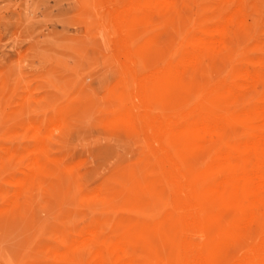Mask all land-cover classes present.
I'll list each match as a JSON object with an SVG mask.
<instances>
[{"label":"rangeland","instance_id":"374dc122","mask_svg":"<svg viewBox=\"0 0 264 264\" xmlns=\"http://www.w3.org/2000/svg\"><path fill=\"white\" fill-rule=\"evenodd\" d=\"M263 110L264 0H0V264H183L195 213L221 245Z\"/></svg>","mask_w":264,"mask_h":264},{"label":"bare ground","instance_id":"6f19581e","mask_svg":"<svg viewBox=\"0 0 264 264\" xmlns=\"http://www.w3.org/2000/svg\"><path fill=\"white\" fill-rule=\"evenodd\" d=\"M254 119L253 121H256V118ZM206 129L202 128L205 132ZM245 153L248 154L251 169H241L236 166L238 161L244 159ZM215 168L217 184L220 187H230L233 190L232 207L238 210V217L233 223L234 231L221 245L212 247L209 245L211 239L208 219L200 213L191 215L187 220V227L202 232L206 240L190 245L186 249L187 251L183 250L186 251L185 254L182 253V257L185 255L183 264H264V137L259 135L257 142L250 145L239 144L235 147L233 154L226 152L222 162ZM241 235H247L249 238L259 237V241L248 245L244 254L236 255L234 253L235 239Z\"/></svg>","mask_w":264,"mask_h":264}]
</instances>
